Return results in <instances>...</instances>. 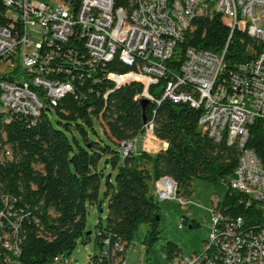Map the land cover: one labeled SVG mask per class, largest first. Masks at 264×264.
Wrapping results in <instances>:
<instances>
[{
  "label": "trees",
  "instance_id": "obj_1",
  "mask_svg": "<svg viewBox=\"0 0 264 264\" xmlns=\"http://www.w3.org/2000/svg\"><path fill=\"white\" fill-rule=\"evenodd\" d=\"M69 1L79 7L82 0ZM134 5L135 0H114L115 7L129 11ZM4 12L0 0V22ZM93 12L103 13V7L93 6ZM189 46L219 53L225 49V74L255 57L251 51L261 48L247 30L237 27L232 31L220 12L198 15L169 58L167 74L150 85L154 99L145 106L136 97L144 90L142 81L116 87L107 76L110 71H129L134 62L143 66L142 59L131 62L125 50H120L103 68L75 70V91L63 95L56 105L45 106L36 120L24 113L9 122L0 119V195L10 199L4 204L0 199V207L10 211L12 218H20L23 241L17 245V264H52L59 257H70L79 237L84 242L90 238L86 228L89 206L101 209L106 199L107 217L97 223V250L91 255V264H124L126 249L141 222L148 224L143 264H153L150 251L163 231L153 182L164 176L174 178L177 197H191L195 179L223 186L225 194L218 207L227 214L242 215L246 221L260 220L261 210L249 205L245 193L231 185L239 146L228 143L227 138L217 141L200 128L201 107L161 99L167 81L180 73ZM150 122L155 136L167 145L157 152L136 149L124 155L122 142L145 134ZM98 124H103L107 136L101 135ZM248 127L247 146L254 148L264 167V117H256ZM6 145L14 158L8 159ZM182 221L189 227L199 225L187 215ZM117 241L124 243L123 251L115 250ZM162 251L172 264L183 254L173 240L165 241ZM7 255L8 251H1V258Z\"/></svg>",
  "mask_w": 264,
  "mask_h": 264
},
{
  "label": "built area",
  "instance_id": "obj_2",
  "mask_svg": "<svg viewBox=\"0 0 264 264\" xmlns=\"http://www.w3.org/2000/svg\"><path fill=\"white\" fill-rule=\"evenodd\" d=\"M3 1L0 119L8 122L18 113L36 120L35 98H43L42 106L56 105L63 95L75 91V70L103 68L120 50L144 54L147 66L134 62L129 71H110L107 76L116 87L140 80L144 90L136 97L154 99L149 87L167 74L168 60L179 42V27L189 29L192 20L201 15L199 0H189L191 20H182L175 0H135L131 11L115 7L114 0H82L79 7L69 0ZM214 2L215 12L223 15L231 30H247L261 45L260 50H252L255 57L225 74V49L219 53L189 46L180 73L167 81L161 99L201 107L200 128L217 141L227 138L228 143L239 146L233 187L245 193L249 205L261 210V218L256 223V218L250 222L242 215L227 214L218 207L221 198L217 197L202 250L182 254L173 264H264V169L256 167L257 152L247 146L248 125L256 117H264V0ZM93 5H101L103 15H95ZM135 6H143V13H135ZM145 133L155 136L152 122L146 124ZM137 138L122 142L124 155L137 149ZM6 152L8 159L14 158L9 145ZM173 183L167 195L159 189L161 197L188 202L177 197ZM0 196L3 204L10 202L9 196ZM22 241L20 218H12L10 211L0 207V264H17V245ZM115 250L123 251L124 243L117 241ZM1 251H8V258H1ZM52 264L76 263L68 261L67 255Z\"/></svg>",
  "mask_w": 264,
  "mask_h": 264
},
{
  "label": "rangeland",
  "instance_id": "obj_3",
  "mask_svg": "<svg viewBox=\"0 0 264 264\" xmlns=\"http://www.w3.org/2000/svg\"><path fill=\"white\" fill-rule=\"evenodd\" d=\"M56 1V0H52ZM51 118L56 122L57 115L51 114ZM98 128L102 136H107L104 132L103 124H98ZM100 138V136H98ZM165 147V142L156 136H148L146 133L137 138V150L146 149L150 152H157ZM41 167V165H37ZM108 173L111 172L109 169ZM160 181L153 182V191L157 195L162 214V238L155 242L150 251L151 261L153 264H172L162 251V244L167 240H173L182 247L183 254H192L203 248L204 241L208 238L212 223V208L214 197H222L225 194V187L213 184L203 179H195L192 187L194 189L191 197L182 195L188 202H181L177 198H162L160 195ZM176 183V182H175ZM104 184H102V195ZM177 191V184H176ZM103 211L97 212L90 205L87 215L86 228L91 231L90 238L84 242L82 237L78 238L77 245L71 253L70 259L76 264H91V255L96 250V228L97 223L101 219L105 222L108 212L107 199L102 206ZM187 215L199 221L196 227H189L187 223H183L182 216ZM148 229V224L141 222L138 226L134 239L125 252L126 264H143L147 260V245L143 242ZM62 259L63 257H59ZM69 258V257H68Z\"/></svg>",
  "mask_w": 264,
  "mask_h": 264
},
{
  "label": "bare ground",
  "instance_id": "obj_4",
  "mask_svg": "<svg viewBox=\"0 0 264 264\" xmlns=\"http://www.w3.org/2000/svg\"><path fill=\"white\" fill-rule=\"evenodd\" d=\"M61 1V0H56ZM176 1V7L179 12V15L181 16L182 20H191V4L189 0H175ZM93 6H101V5H93ZM199 8L201 10V15L203 14H211L215 12V2L214 0H199ZM135 13H143V6H136ZM95 15H103V13L95 14ZM188 30V27H179V31L177 32V40L180 41L184 38L185 32ZM179 42H177L178 45ZM125 53L127 55V58L129 61L133 62L136 58H140L143 60V66H147V57L144 54L140 53H133L131 54L129 50H125ZM187 53V52H186ZM43 105V98H35V106L37 107V114H41L43 108L45 106ZM255 163L256 167L258 169H264L260 159L255 155ZM170 178H166L160 181V187L162 188V192L164 195H167L170 193L174 187V183L167 180ZM233 186V182L231 184ZM20 248V247H19ZM18 246H17V252L18 254ZM8 256V255H7ZM8 258V257H7ZM64 259V257H63ZM63 259H57L54 262H58L59 260ZM68 261H70L68 259Z\"/></svg>",
  "mask_w": 264,
  "mask_h": 264
},
{
  "label": "water",
  "instance_id": "obj_5",
  "mask_svg": "<svg viewBox=\"0 0 264 264\" xmlns=\"http://www.w3.org/2000/svg\"><path fill=\"white\" fill-rule=\"evenodd\" d=\"M148 98L147 97H143V98H141V103L143 104V106H145L146 104H147V102H148ZM166 178H170L172 181H174L175 182V180H174V178L172 177V176H164V177H162L160 180H163V179H166ZM91 231H89L88 233H90Z\"/></svg>",
  "mask_w": 264,
  "mask_h": 264
},
{
  "label": "crops",
  "instance_id": "obj_6",
  "mask_svg": "<svg viewBox=\"0 0 264 264\" xmlns=\"http://www.w3.org/2000/svg\"><path fill=\"white\" fill-rule=\"evenodd\" d=\"M104 189H105V187H104ZM217 197H218V198H221V197H219V196H216V197H214V200L217 199ZM214 200H213V201H214ZM103 204H104V203H103ZM91 206H92V207L95 209V211H97V212H101V211H103V208L99 209V207H98L97 205H91ZM96 250H97V248H96ZM96 250H95V251H96ZM68 259H69L70 261H72V260H71L72 258L70 259V257H69Z\"/></svg>",
  "mask_w": 264,
  "mask_h": 264
}]
</instances>
